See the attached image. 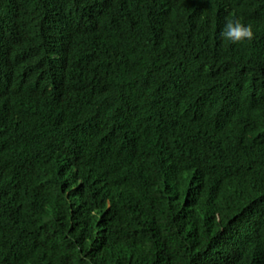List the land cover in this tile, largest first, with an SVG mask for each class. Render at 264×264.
<instances>
[{
    "label": "trees",
    "instance_id": "obj_1",
    "mask_svg": "<svg viewBox=\"0 0 264 264\" xmlns=\"http://www.w3.org/2000/svg\"><path fill=\"white\" fill-rule=\"evenodd\" d=\"M0 264H264V0H0Z\"/></svg>",
    "mask_w": 264,
    "mask_h": 264
},
{
    "label": "clouds",
    "instance_id": "obj_2",
    "mask_svg": "<svg viewBox=\"0 0 264 264\" xmlns=\"http://www.w3.org/2000/svg\"><path fill=\"white\" fill-rule=\"evenodd\" d=\"M219 35L221 39L230 44H240L251 41L254 37L251 25H247L235 18H226Z\"/></svg>",
    "mask_w": 264,
    "mask_h": 264
}]
</instances>
